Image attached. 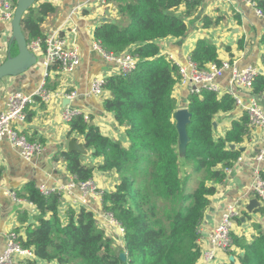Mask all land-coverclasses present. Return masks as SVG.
<instances>
[{"label":"trees","instance_id":"1","mask_svg":"<svg viewBox=\"0 0 264 264\" xmlns=\"http://www.w3.org/2000/svg\"><path fill=\"white\" fill-rule=\"evenodd\" d=\"M112 1L122 3L118 5V13L131 23L125 26L104 23L95 29L94 38L114 56L131 54L139 60L134 72L110 77L105 84L108 96L104 110L113 114L124 131L125 141L103 135L83 117L69 125L70 134L82 136L86 150L102 159L99 169L118 176L114 191L105 192L102 199L104 211L111 213L124 229V247L113 245L114 240L99 226L95 212L84 205L79 210L69 208L63 218L60 212L63 195L44 196L35 183L26 186L23 196L16 194L38 211L35 221L17 232L19 243L31 250L36 259L54 264H199L206 215L219 185L227 178L225 169L235 167L242 156L240 148L249 136V117L245 112L233 120L224 135L217 137L215 119L219 114L234 111L236 99L208 89L190 93L191 141L186 154L181 156L174 121L179 68L160 57L156 42L169 37L183 38L188 27L185 18L197 12L201 2ZM257 5L264 12V0H257ZM182 6L186 11L179 15L177 11ZM56 12L51 3L39 1L28 10L22 19L28 44L45 37L42 25ZM218 23L206 18L204 27ZM260 43L264 47V35ZM17 52L14 54L10 48L9 55L15 56ZM191 61L200 70L210 64L222 65L217 47L206 40L197 42ZM252 92L264 93V74L254 80ZM231 145L236 148L231 149ZM61 156L75 182L94 178L96 168L85 165L81 154L64 152ZM192 174L197 177L196 185L189 191ZM256 212L263 215L262 208ZM254 229L257 234L251 241L232 234L235 250L231 255L235 261L226 264H264V226L256 223ZM121 253L126 254V261L121 260Z\"/></svg>","mask_w":264,"mask_h":264},{"label":"crops","instance_id":"2","mask_svg":"<svg viewBox=\"0 0 264 264\" xmlns=\"http://www.w3.org/2000/svg\"><path fill=\"white\" fill-rule=\"evenodd\" d=\"M38 1L51 3L57 8L56 13L45 19L42 25L44 34L51 36L59 32L65 36L68 44L79 50L80 65L71 74L51 71L47 80V88L52 92L50 100L48 102L39 100L28 109L26 122L14 124L15 129L30 141L42 143L43 151L31 160H25L20 151L8 140L0 146L2 185L0 188V255L7 246L8 236L17 234L25 226L33 223L34 217L38 214L32 203L26 198L15 200L11 195L12 192L23 196L26 186L30 183H35L38 189L40 187L56 189L73 179L66 170V161L61 154L68 152V142L71 139L76 138L83 144L84 142L82 136L70 134V125L63 122L62 114L66 107L81 109L87 122H90V126L98 127L103 135L113 140L125 141L124 131L113 114L104 110V100L108 94L106 93L102 100L93 96L91 91L95 79L107 80L120 75L119 67L95 50L94 31L107 22H115L119 26L127 25V20L118 13V5L122 3L110 0L107 4H101L98 0H94L89 5L77 8L80 5L77 0ZM200 2L197 12L185 18L188 27L183 38L169 37L156 42L160 47V57L172 61L177 66L186 67L197 42L206 40L217 47L222 64L231 62L238 68L251 66L264 72L262 65L264 47L260 43L264 35V20L257 15L256 10L243 0H200ZM185 11L186 7L182 6L177 12L182 15ZM206 18L213 23H219L206 28L204 27ZM9 31L10 25L0 20V65L9 55ZM45 47L43 46V49ZM11 49L14 54L17 52V47L15 50L13 47ZM37 55L38 64L34 68L18 77H9L0 81V114L6 110L11 95L16 93L31 95L43 85L45 71L41 63L44 54ZM231 79V71H225L223 77L216 80L222 94H229L230 90H233L244 106L254 99L264 110V93L256 95L242 88L232 89ZM194 89L193 84L184 82L180 75V81L174 90L178 109L188 107V97ZM71 93L77 94L73 101L66 98V95ZM244 113V107L241 106L231 113L219 114L215 119L217 137L224 135L233 120L239 119ZM241 148H245L240 157L241 160L219 185L218 192L212 199L211 207L214 208V212L211 213L212 220L203 230V234H206V236L203 235L205 239L202 243L204 251L211 249L209 234L221 222L229 206L235 207L238 216L233 227L235 235L250 240L257 234L254 225L258 223L264 226V215L256 212L260 207L252 213L247 211L250 201L257 199L254 194L256 178L258 175L264 176V160H257L258 154L264 149V128L249 127V136ZM86 158H90L89 163L96 168L93 180L98 188L104 193L114 191L118 176L112 172L101 171L99 166L102 164V159L95 158L93 152L87 151ZM80 198L81 192L78 189H74L72 193L63 194L60 206L63 218L67 217L66 211L69 208L80 209L82 205ZM87 205L95 212L99 223L107 226L106 219L102 218L104 210L100 199L89 198ZM245 213L249 216L246 217ZM237 220L241 222L238 223ZM230 257L228 254L218 252L213 263H207L201 259L199 264H226ZM14 259L15 264H28L29 261L34 264H54L36 258L15 256Z\"/></svg>","mask_w":264,"mask_h":264},{"label":"built area","instance_id":"3","mask_svg":"<svg viewBox=\"0 0 264 264\" xmlns=\"http://www.w3.org/2000/svg\"><path fill=\"white\" fill-rule=\"evenodd\" d=\"M17 0H0V20L6 24H10L14 18ZM82 6L89 5L94 0H77ZM101 4H107L109 0H98ZM228 1V0H220ZM247 5L256 10L259 17L264 20V12L258 8L257 0H243ZM62 31V29H60ZM43 46H46L43 49ZM31 52L36 57L37 54H44L42 60V67L45 71V79L41 88L31 95L16 93L11 95L7 102V108L0 114V146L5 140H8L13 147L18 149L25 160H31L32 157L40 154L44 147L38 141H30L25 135L19 133L14 124L26 122L28 117V109L36 104L39 100L41 102H48L51 98L52 92L47 88V80L51 71L55 70L61 74H71L80 65V52L77 47L68 44L65 36L56 32L54 35L39 38L28 44ZM95 50L99 51L108 61L116 64L119 67L120 75L127 76L135 71L139 60L131 54L123 56H114L106 52L99 41L94 42ZM38 64V62H37ZM181 79L184 82L192 83L195 89L192 92L200 93L202 89L214 91L223 95L220 87L216 84L218 78L223 77L226 70L231 68L229 62H224L221 66L211 64L207 69L200 70L191 60L186 67L178 65ZM258 75L257 70L249 68L242 72L235 71L233 76V83L238 86L250 87L252 82ZM105 79H95L92 85V95L96 98H102L105 95ZM229 94L233 96L238 104L242 100L235 95L233 90ZM77 97L76 93L67 94L66 98L73 101ZM247 115L249 117V127L264 128V110L256 102H252L248 106ZM83 117L85 121L84 112L77 107H66L62 114V120L66 124H70L76 118ZM241 160V159H239ZM238 160V161H239ZM258 161L264 160V149L257 156ZM238 163V162H237ZM235 167L226 168L227 176L232 173ZM2 187L0 182V188ZM74 189L81 192V204L88 206L89 198H99L101 205H103L104 192L101 191L94 180L77 183L72 179L69 183L54 188L40 187L39 191L44 196H49L52 193H72ZM11 194V193H10ZM254 194L259 201L260 207L263 209L264 215V179L258 175L254 186ZM15 200H20L15 192L11 194ZM237 212L234 206H229L225 211L221 222L213 229L210 234L209 242L211 249L205 251L203 258L207 263H213L216 260L218 252H229L233 249L232 231L234 227V219H236ZM102 218L106 219L114 228L119 227L124 233V229L120 223L114 218L111 213L103 211ZM15 256L25 258H35L33 252L29 249H24L19 243L18 234H10L5 250L0 255V264H15Z\"/></svg>","mask_w":264,"mask_h":264},{"label":"water","instance_id":"4","mask_svg":"<svg viewBox=\"0 0 264 264\" xmlns=\"http://www.w3.org/2000/svg\"><path fill=\"white\" fill-rule=\"evenodd\" d=\"M38 0H17L16 10L14 18L10 25V38L8 43L10 48L15 44L18 48V54L12 56L11 53L7 60L0 65V81L9 77H18L37 65L38 59L36 55L30 51L28 47V42L26 36L22 29V19L23 16L36 5ZM192 120V114L190 113L188 107L178 109L174 114V121L179 135V154L184 156L187 152L188 145L191 141L188 133V126ZM214 127H217V123H214ZM236 146L231 145V149H235ZM69 153L76 152L81 155H86L87 150L83 143H79L76 138L71 139L68 142ZM241 152L245 151V148H240ZM260 204L257 199L250 201L247 206V211L252 213L255 209L259 208ZM214 212V208L210 207L209 213L206 215V220L204 226H208L209 222L212 220L211 213ZM206 236V234H203ZM122 261H126L127 257L125 253L120 254ZM234 261V257L230 258Z\"/></svg>","mask_w":264,"mask_h":264},{"label":"rangeland","instance_id":"5","mask_svg":"<svg viewBox=\"0 0 264 264\" xmlns=\"http://www.w3.org/2000/svg\"><path fill=\"white\" fill-rule=\"evenodd\" d=\"M113 3H115V2H113ZM180 15V14H179ZM127 22H129V23H131V21H127ZM43 30V29H42ZM13 49L15 50L16 49V45L14 44L13 45ZM102 100H103V98H102ZM87 155V154H86ZM86 155H82V161H83V163L85 164V165H88V166H94L93 164H90L89 163V161H91V159L89 158V159H87L86 158ZM89 155V154H88ZM102 165V164H101ZM188 168H184V171L185 170H187ZM189 171H191L190 169H189ZM192 172H190V174H191ZM184 174V173H183ZM185 175V174H184ZM196 175L195 174H192L191 176H190V178H189V180H188V189H189V191H191V190H193L194 188H195V185H196ZM88 207V206H87ZM102 208H103V205H102ZM261 208V207H260ZM103 210H104V208H103ZM234 221H235V219H234ZM99 224V226L101 227V228H103L105 231H106V234L108 235V236H110V238H112L113 240H114V243H113V245L115 246V247H120V248H123L124 247V242H123V240H122V237H123V235H124V233H122V231H121V229L119 228V227H117V228H114L113 226H111L109 223H107L106 222V224H107V226L106 225H103V224H101V223H98ZM234 224H235V222H234ZM111 226V227H110ZM212 232H213V230H212ZM211 232V233H212ZM210 233V234H211ZM210 234H209V238H210ZM232 234H233V231H232ZM253 237V236H252ZM232 238H233V235H232ZM248 240V239H247ZM252 240V238L250 239V240H248V241H251ZM235 250V247H234V241H233V249L232 250H230L229 252H223V253H225V254H228L229 255V257L231 256V254H232V252ZM204 253H205V251L203 250V255H204ZM203 255H202V259L205 261V259L203 258ZM232 257V256H231ZM230 257V258H231ZM231 260L230 259H228V262L227 263H229ZM206 262V261H205ZM231 262H234V261H231Z\"/></svg>","mask_w":264,"mask_h":264},{"label":"bare ground","instance_id":"6","mask_svg":"<svg viewBox=\"0 0 264 264\" xmlns=\"http://www.w3.org/2000/svg\"><path fill=\"white\" fill-rule=\"evenodd\" d=\"M229 63L231 64V68L228 69V70H226V71H231V73H232V79H231V85H230L231 88H232V89L242 88V89H245V90H248V91L252 92V85H253V82H254V81L252 82V85H251L250 87L238 86V85H236L235 83H233L234 72H235V71L242 72V71H244V70H246V69L252 68V69L257 70V72H258V75H257V76H259L260 74H264L263 70H259V69L253 68V67H251V66H248V67H245V68H238L237 65H235V63H231V62H229ZM257 76H256V78H257ZM256 78H255V79H256ZM228 95L231 96V94H228ZM252 102H256L257 104H259V103H258L256 100H254V99L250 100L249 103H248L246 106L243 105V102H242L241 104H238L237 101H236V104H237V107H241V106H243L245 112L247 113V111H248V106H249Z\"/></svg>","mask_w":264,"mask_h":264},{"label":"flooded vegetation","instance_id":"7","mask_svg":"<svg viewBox=\"0 0 264 264\" xmlns=\"http://www.w3.org/2000/svg\"><path fill=\"white\" fill-rule=\"evenodd\" d=\"M105 94H106V92H105Z\"/></svg>","mask_w":264,"mask_h":264}]
</instances>
